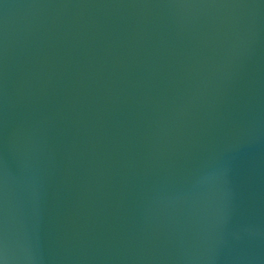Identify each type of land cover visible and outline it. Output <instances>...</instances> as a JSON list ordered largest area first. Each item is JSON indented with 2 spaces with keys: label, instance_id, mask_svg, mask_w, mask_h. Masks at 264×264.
Here are the masks:
<instances>
[{
  "label": "water",
  "instance_id": "1",
  "mask_svg": "<svg viewBox=\"0 0 264 264\" xmlns=\"http://www.w3.org/2000/svg\"><path fill=\"white\" fill-rule=\"evenodd\" d=\"M0 264H264V0H0Z\"/></svg>",
  "mask_w": 264,
  "mask_h": 264
}]
</instances>
